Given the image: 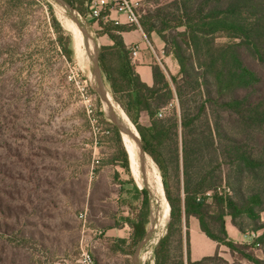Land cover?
<instances>
[{
    "label": "trees",
    "instance_id": "16d2710c",
    "mask_svg": "<svg viewBox=\"0 0 264 264\" xmlns=\"http://www.w3.org/2000/svg\"><path fill=\"white\" fill-rule=\"evenodd\" d=\"M64 1L79 16L87 17L91 0ZM48 11L58 25L50 4ZM160 11L144 17L141 29L144 34L156 32L179 70L177 76L167 77L162 67L153 65L151 86L131 66L130 49L121 37L128 28L109 20L93 22L96 38L106 36L111 42L99 48L103 80L138 132L145 154L162 174L169 219L166 233L153 247V264H229L218 250L199 261L191 260V217L209 240L229 250L234 262L264 264V221L260 218L264 212V0H172L164 13ZM154 19L160 22L159 28ZM168 30L175 35L168 37ZM217 36L228 42L215 43ZM68 40L65 52L70 59L72 37ZM141 116L147 126L139 123ZM106 124L105 132L115 136L120 148L132 199L140 200L135 216L122 219L131 228L128 244L117 240L133 249L150 223V195L146 186L139 188L132 179L121 136L111 123ZM179 161L181 177L177 174L173 193L167 167H178ZM223 165L228 171L222 170ZM245 178L249 185H244ZM227 220L241 234L253 235L251 242L231 240Z\"/></svg>",
    "mask_w": 264,
    "mask_h": 264
},
{
    "label": "rangeland",
    "instance_id": "374dc122",
    "mask_svg": "<svg viewBox=\"0 0 264 264\" xmlns=\"http://www.w3.org/2000/svg\"><path fill=\"white\" fill-rule=\"evenodd\" d=\"M171 1L139 0L140 27L144 17L154 16L158 9L164 13ZM48 4L58 25L52 21ZM61 10L51 0H0V264H84L82 252L93 264H133L136 247L118 243L108 228L137 213L140 200L132 199V184L121 167L115 136L105 132L109 121L85 45L82 42L78 55L72 32L63 27L73 22ZM78 17L100 48L94 21ZM154 22L159 28L160 22ZM150 34L159 37L156 32L145 35L149 38ZM165 34L171 37L175 32ZM69 36L70 59L65 52ZM227 42L225 37L215 38L217 44ZM159 61L156 64L162 67L163 59ZM139 123L147 126L144 116ZM151 170L163 189L162 174L147 155L144 173L139 165V180L131 177L139 188L146 186L150 216L156 217ZM222 170L228 167L223 165ZM181 171V161L178 167L168 164L173 193ZM243 181L250 184L247 178ZM260 218L264 221V212ZM168 219L164 226L155 220L140 264H153L152 250L166 233ZM251 240L250 236L242 243ZM223 249L220 257L229 264H247L234 262L229 250ZM255 253L262 256L260 250Z\"/></svg>",
    "mask_w": 264,
    "mask_h": 264
},
{
    "label": "crops",
    "instance_id": "0c3cea01",
    "mask_svg": "<svg viewBox=\"0 0 264 264\" xmlns=\"http://www.w3.org/2000/svg\"><path fill=\"white\" fill-rule=\"evenodd\" d=\"M107 16L109 21H117V25L128 28L121 33V37L127 48L131 49L134 47L137 50V56L135 57V59H132L130 63L135 73L139 76L140 80L143 83L148 86H151L153 84L152 66L156 64L157 60L159 61L161 59H163L162 69L167 77L169 75H177L178 66L176 60L171 54H166L164 52V43L159 39V37H154L153 34H150V37L148 38L141 28L129 26L126 23L127 19L124 13L110 10ZM92 25L96 29V23H93ZM97 41L99 42V46H106L111 44L106 36L98 37ZM159 63L161 62L159 61ZM134 216L135 214L134 212H132L129 215V218H132ZM225 228L229 238L238 243L247 242L246 240L249 239L250 236L253 237V235H250L248 233L241 234L234 226H232L229 220L226 221ZM108 232L110 236L114 237V239L125 240L128 244L131 235V228L126 222H122L118 227L110 226L108 228ZM189 242L190 258L192 261H199L204 257L212 256L217 250L220 255H222V252H225L223 246H218L217 243L209 240L201 232L198 221L193 217L189 219ZM139 262V260H135L132 257L133 264H140Z\"/></svg>",
    "mask_w": 264,
    "mask_h": 264
},
{
    "label": "water",
    "instance_id": "95a60500",
    "mask_svg": "<svg viewBox=\"0 0 264 264\" xmlns=\"http://www.w3.org/2000/svg\"><path fill=\"white\" fill-rule=\"evenodd\" d=\"M51 1L59 5L68 14V16L75 23V25L77 26L81 34L82 42L85 45L88 56L92 63V73H93V76L96 82V91L100 98V101L104 105V116L116 128L120 136L122 134H127L132 138L133 136L131 135L129 131V127L124 123L123 119L118 115L117 111L115 110V105L113 104V102H111L110 94L105 87L104 80H103V77H102V74L99 68V64H98L99 48L94 43V40L89 35V32L87 31V29L79 21L78 13L66 1L64 0H51ZM134 141L139 149L138 161H139L141 173H144V163H145L146 154L142 148L139 135H138V139ZM125 151L127 153L128 160H129V155H128V151L126 148H125ZM154 222H155V216L151 215L150 216V227L147 229L145 237L138 244V246L136 247L134 251L133 258L135 260L140 259L142 249L149 242L150 236L152 233V228L155 226Z\"/></svg>",
    "mask_w": 264,
    "mask_h": 264
},
{
    "label": "bare ground",
    "instance_id": "6f19581e",
    "mask_svg": "<svg viewBox=\"0 0 264 264\" xmlns=\"http://www.w3.org/2000/svg\"><path fill=\"white\" fill-rule=\"evenodd\" d=\"M61 11L65 12L63 9ZM63 27L72 32L73 37L75 38V50H76L77 54L79 55L82 51L83 46H82L81 34H80L77 26L73 22V23H63ZM111 102H112V100H111ZM115 110L117 111L118 115L123 119L124 123L129 127V131H130L131 135L133 136L132 137L133 139H132L129 135L122 134L121 140H122L123 146L128 151L131 173L135 178H137V177H139V172H140L139 171V165H138L139 149H138L134 140L138 139V133H137L135 127L133 126V124L130 122V120L125 115V113H123V111L121 109L116 108V106H115ZM146 175H148V174H146ZM150 175L152 177V179H151L152 180V185H151L152 186V194H153V196L156 200V204H157V213H156L155 220L157 222V225L161 226L168 219L169 205L165 199V196H164L165 194L163 192L162 186H161L158 178L156 177V175L154 174V172L152 170L150 172ZM147 258H149V257H147Z\"/></svg>",
    "mask_w": 264,
    "mask_h": 264
},
{
    "label": "built area",
    "instance_id": "2783aa9c",
    "mask_svg": "<svg viewBox=\"0 0 264 264\" xmlns=\"http://www.w3.org/2000/svg\"><path fill=\"white\" fill-rule=\"evenodd\" d=\"M139 5V0H91L88 4V17L97 20L102 17L108 20V16H102L110 10L124 13L126 15V23L129 26L141 28L138 20L136 9ZM117 24V21L114 22ZM137 56V50L133 47L130 49V61ZM161 116V114H159ZM159 240V239H158ZM158 242V241H157ZM82 262L84 264H93L92 259L86 252L81 253Z\"/></svg>",
    "mask_w": 264,
    "mask_h": 264
}]
</instances>
